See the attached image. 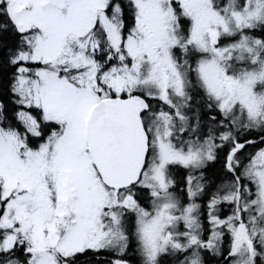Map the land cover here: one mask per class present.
<instances>
[{"label": "snow or ice", "instance_id": "snow-or-ice-1", "mask_svg": "<svg viewBox=\"0 0 264 264\" xmlns=\"http://www.w3.org/2000/svg\"><path fill=\"white\" fill-rule=\"evenodd\" d=\"M84 257L264 264V0H0V264Z\"/></svg>", "mask_w": 264, "mask_h": 264}, {"label": "trees", "instance_id": "trees-1", "mask_svg": "<svg viewBox=\"0 0 264 264\" xmlns=\"http://www.w3.org/2000/svg\"><path fill=\"white\" fill-rule=\"evenodd\" d=\"M89 258L88 257H84L82 260H81V264H85V261H87ZM91 259L93 260V262H95V257H91ZM104 259V256L102 255L101 256V260Z\"/></svg>", "mask_w": 264, "mask_h": 264}]
</instances>
